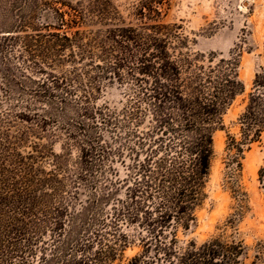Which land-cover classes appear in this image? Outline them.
I'll return each instance as SVG.
<instances>
[{"label": "trees", "instance_id": "1", "mask_svg": "<svg viewBox=\"0 0 264 264\" xmlns=\"http://www.w3.org/2000/svg\"><path fill=\"white\" fill-rule=\"evenodd\" d=\"M84 1L85 8L68 5V12L52 8L55 29L88 19L100 26L95 31L37 29L39 0H13L5 13L4 50L17 47L13 58L40 76L21 70L18 82L9 80L1 59L7 104L0 107V264H114L134 244L139 251L126 264H258L246 261L242 243L222 236L200 245L178 241L196 221L213 133L240 91L236 60L195 64L176 52L182 44L176 29L159 21L166 0H141L137 22L127 25L113 23L120 18L109 0ZM115 82L125 96L118 112L95 103ZM40 101L46 108L39 112ZM49 122L55 130L46 129ZM240 122V140L228 136L227 145L236 168L264 131V66ZM104 131L113 145L103 142ZM60 136L65 147L55 154L48 144ZM72 147L78 155L69 166ZM110 152L125 165L128 155L126 176L99 182ZM257 174L264 202V166ZM67 176L71 198L81 183L89 188L76 211L65 199ZM119 188L123 198L105 208Z\"/></svg>", "mask_w": 264, "mask_h": 264}, {"label": "rangeland", "instance_id": "2", "mask_svg": "<svg viewBox=\"0 0 264 264\" xmlns=\"http://www.w3.org/2000/svg\"><path fill=\"white\" fill-rule=\"evenodd\" d=\"M12 1L0 0V63L2 59L10 70L9 80L18 82V76L23 74L21 70H24L26 75L38 78L40 75H31L30 69L25 67L22 60L13 58L17 54V47L14 51H9L10 49L4 50L2 46V36L8 34V30L4 29L7 20L5 13ZM109 1L120 18V21L113 23L127 25L137 22L133 16L134 8L141 0ZM80 4L81 8L87 6L84 0H39L33 16L34 25L37 29L50 26V31L68 33L76 29L90 32L100 28L97 22L90 23L86 19V23L77 27L55 29L59 21L52 8L68 12V5L78 7ZM65 18L68 19L67 14ZM159 21L176 29L179 39L182 40V44L176 46V52L188 56L195 64L206 65L211 58L214 62L222 58H234L237 81L240 83V91L225 109L220 124L213 133V153L204 191L205 198L194 213L196 221L192 228L185 232L179 231V245L184 246L190 241L200 245L212 237L222 236L226 240L243 244L247 262L264 264V202L257 174L264 166V131L257 141L251 143L248 149L245 148L239 160L240 167L236 168L232 164L231 152L227 149L228 136L236 141L241 138L240 117L244 112L248 94L252 92L255 74L264 66V0H166ZM3 84V74L0 71V107L1 103L3 106L7 104L3 93L7 86ZM97 97L96 105L105 104L117 112L125 102L123 87L116 82L106 84ZM36 107L40 112L42 108H46V103L36 102ZM55 128L50 122L46 126L48 131ZM102 140L104 143L114 144L109 131L104 133ZM64 147L63 136L48 144V148L55 154L62 153ZM66 153L69 154L68 165L71 166L72 161L77 158L78 150L72 147L66 150ZM125 160L127 165L128 155ZM126 165L110 152L108 158L103 161V173L99 182L103 181V177L124 178L127 173ZM41 167L45 171L52 168L49 161H44ZM110 168L118 172L116 176L111 174ZM64 178L65 190L68 191L65 199L69 201L71 210H79L87 201L89 188L84 182L81 183L71 198L70 176ZM102 186L103 183L97 193L102 192ZM123 194L124 189L119 188L105 208H108L115 198H123ZM138 251L137 244L130 245L114 264H126Z\"/></svg>", "mask_w": 264, "mask_h": 264}]
</instances>
